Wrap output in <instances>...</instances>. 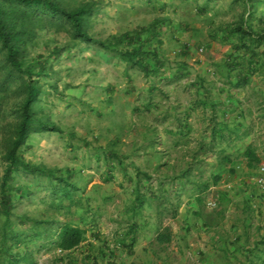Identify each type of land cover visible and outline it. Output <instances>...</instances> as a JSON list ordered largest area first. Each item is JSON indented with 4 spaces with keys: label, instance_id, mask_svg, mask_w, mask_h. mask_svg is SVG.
Returning a JSON list of instances; mask_svg holds the SVG:
<instances>
[{
    "label": "rangeland",
    "instance_id": "obj_1",
    "mask_svg": "<svg viewBox=\"0 0 264 264\" xmlns=\"http://www.w3.org/2000/svg\"><path fill=\"white\" fill-rule=\"evenodd\" d=\"M59 1L69 9L91 4L94 14L87 30L101 41H112L140 28L149 31L155 26L153 30L159 29V35L147 47L159 49L163 65L160 75L153 72L146 75L98 44L73 40L67 23L59 27L47 24L29 46V58L42 56L50 68L47 75L39 78L41 91L33 108L39 117H47L55 129L31 133L20 151L26 161L60 168L64 173L65 169L71 170L70 180L76 184L78 203L73 206L71 216L66 217L60 211L53 217L57 225L72 217L73 223L85 231V240L69 251H62L43 239L34 242L30 251L33 264H111L112 260L105 263L102 257L111 259L121 241L127 243V249L122 250L128 256L141 259L147 256L149 261L148 251L156 254L160 249L152 241L157 228L171 224L178 213L164 206L167 196L162 193L160 181L187 168L186 161L191 157L203 163L196 172H190L189 178L210 182L215 173L221 176L217 182L224 189L239 195L249 191L259 198L256 203H247L237 197L229 207L236 212L233 220L238 213L243 214L245 230L238 241L252 245L255 239L257 246L252 251L260 249L264 243V191L258 183L264 166V66L262 63L260 67L254 66L250 76L247 75L248 83L235 86L238 74H244L239 55L243 51L235 31L240 25L255 31L264 29V0H250V3L246 0ZM157 39H162L159 46ZM191 54L193 64H188L185 58ZM3 77L0 73V85ZM191 79L194 82L187 85L185 81ZM152 83L154 89L149 90ZM173 85L176 89L170 91ZM13 89L14 86L6 92L0 90V157L18 122L17 105L25 96L22 92L12 94ZM205 95L215 98L217 110L199 106L195 112L196 128L183 138L185 151L170 152L174 164L182 160L184 165L168 169L162 139L170 138L177 144L178 137L166 134L164 127L176 124L185 100H198ZM148 103L150 108L146 107ZM225 111L226 118L222 116ZM204 117L210 121L224 118L232 125L235 121L244 122L247 133L216 142L208 151L207 145L213 144L208 139ZM166 119L170 120L164 126ZM157 147L162 150H156ZM248 147L255 149L259 162L249 163ZM216 151H223L221 155L229 157L222 167L205 162L208 155L210 159H218ZM3 168L0 160V182ZM153 179H158L154 197L149 189ZM35 180V176L23 175L16 183L27 182L32 186L37 185ZM228 182L235 184L233 188ZM170 187L176 185L172 182ZM43 188L17 202L13 219L22 215L31 219L47 217L51 199ZM172 192L176 191L170 190L168 197ZM214 200H207L209 207L217 205ZM29 225L19 228L27 229ZM145 241H151L150 248H143ZM43 243L47 245L39 249ZM24 248L22 245L15 253L25 251ZM241 258V264H248L243 255ZM263 259L255 264H264ZM0 264H5L2 256Z\"/></svg>",
    "mask_w": 264,
    "mask_h": 264
},
{
    "label": "trees",
    "instance_id": "obj_2",
    "mask_svg": "<svg viewBox=\"0 0 264 264\" xmlns=\"http://www.w3.org/2000/svg\"><path fill=\"white\" fill-rule=\"evenodd\" d=\"M246 1L250 3V0ZM93 9L91 4L69 9L59 0H0V73L4 75L0 90L6 92L14 86L12 94H25L22 103L17 105L18 122L9 137L7 149L0 157L4 164L0 182V256L4 258L5 264H33L30 252L32 245L42 239L59 246L62 251L73 250L85 240V231L73 223L72 217L58 222L59 225L54 218L55 213L60 211L64 212L66 217L71 216L73 206L78 203L74 191L76 184L70 180L71 170L65 169V174L60 168L26 161L20 151L31 133L55 129V125L47 117H39L33 108L41 91L39 78L50 71L47 59L42 56L29 58V46L35 41L40 30L47 24L59 27L67 23L73 40L98 44L103 50L115 53L127 64L140 68L146 75L150 72L160 75L162 71L163 59L159 49L147 47L153 45L159 35V29L153 30L155 26L149 31L147 28H140L108 42L94 39L87 30L89 20L94 14ZM235 33L239 36V48L243 51L239 53L240 63L244 66V74H238L239 80L235 81V86H241L248 83L247 75L250 76L254 66L260 67V63L264 66V48H260L264 44V29L255 31L240 25L236 27ZM156 43L159 46L162 39H157ZM154 86L152 83L149 90H153ZM150 106L151 103L146 105L148 108ZM211 107L212 110H217L216 102H213ZM225 114L226 111L222 115L224 118ZM224 118L214 122L211 132L212 144L226 141V138L233 135L238 138L243 135L241 123L235 121L232 125ZM246 157L250 164L260 161L259 155L252 147L246 149ZM221 159L223 165L229 162V157L222 156ZM109 168H113L111 164ZM23 175L35 176L37 180L39 178V181L35 180L37 185L16 183ZM212 176L216 182L221 179L220 175L213 173ZM43 185L46 187L43 188ZM40 188H43L51 199L49 208L46 209L47 217L31 219L28 215H22L17 220L13 219L17 202L33 196ZM28 223L30 225L27 229L19 228ZM166 231L157 236L159 242L170 241ZM47 243L40 244L39 249ZM22 245L25 246V251L19 250L21 253H15Z\"/></svg>",
    "mask_w": 264,
    "mask_h": 264
},
{
    "label": "crops",
    "instance_id": "obj_3",
    "mask_svg": "<svg viewBox=\"0 0 264 264\" xmlns=\"http://www.w3.org/2000/svg\"><path fill=\"white\" fill-rule=\"evenodd\" d=\"M191 57L192 54L186 57L185 61L193 64L190 60ZM194 80L195 79H191L185 82L187 85H192L191 83L194 82ZM175 89V85L170 87V91H174ZM213 99L215 98L205 95L198 100L196 98L185 100L182 103L183 107L179 111L181 113L177 114L176 124H174L175 127L170 125L164 127V131L167 132L166 134L172 135V137H178L176 141L177 144H174L170 138L165 137L162 139V141H164V147L167 149L164 151H166L167 154L165 161L168 169H173L176 166L179 167L181 164L184 165V161L182 160H177V164H174L173 161H171L170 152L185 151L184 148H186V146L184 147L183 138L187 135H191L189 132L196 128L195 112L200 105H202V107L212 108V103H217V101ZM204 101H207V103L205 104ZM240 113L243 114L242 109H240ZM168 120L170 119H166L165 121L167 122L164 121L162 124L165 126L169 122ZM197 120H199V117ZM203 120L210 141L212 140L211 132L215 125V120L210 121L208 117H204L202 121ZM244 124L243 122V135L247 133L244 128L246 125ZM172 128L174 131L170 130ZM215 144L216 143L207 145L206 149L210 151L211 146H215ZM156 150L159 151L162 149L159 148ZM216 152H219V156L216 155L218 159L214 157L210 159L208 155L205 157V162L209 165L215 164V166L222 167L224 166L222 164L223 160L221 159L223 151ZM194 158L191 157L186 161L187 164L185 166H187V168L185 167L180 173L174 177H167L165 180L163 178L160 181V185H163L161 186L163 189L162 193L167 196L164 206L169 209L171 208V210L175 209L174 211L178 210V213L175 215V220H173L171 224L166 223L163 228H157V232L153 235L155 239L152 241L158 244L160 248L159 251L156 252V254L155 251H148L147 254H151V259L149 261L147 260V256H145V259L138 258L137 256H128V252L122 250L127 249V243L121 241L116 245L115 253L111 259L107 258V256L102 257L105 263L112 260L111 264H241V257L243 255L244 261L248 264H255V261L264 258V243L262 247L260 245V249L258 248L256 251H252V249L257 246L255 239L252 245L247 243L243 244L241 241H238L242 239L241 235L245 230V226L241 221L243 214L238 213L237 219L233 220L232 217L236 216V212L229 207L231 201H234L237 197H240V200L243 202L246 200L247 203H256L259 198L249 191H245V194L239 195L235 191L226 190L227 188L224 189L213 179L214 176H211V184L209 181L199 182L195 177L189 178L190 172H196V169L201 165L200 163H203V160L198 161L194 160ZM171 172L173 173V171ZM158 179H155L156 181L153 179L149 185L152 197L157 194L156 188L158 187L156 183ZM172 182L176 185L175 188L170 187ZM228 183L231 186L230 188H233L235 185L234 183ZM164 184L167 186H164ZM240 186L242 189H246L244 184ZM170 190H175L176 192H172L171 197H168ZM245 195L246 199L244 198ZM175 198H177L178 201H174ZM262 198L264 200V195ZM213 199L217 202V205L214 203L216 206H214L215 208L213 206H208L209 202L213 201ZM179 200L181 201L180 203ZM207 200H209V202ZM173 202H175L176 205H174ZM250 210L251 209H249V212ZM256 213H258V211H256ZM247 219L246 221H248ZM165 230H167L166 232L170 236V241L159 242L157 236ZM150 244L151 241H145L143 243V248L149 247L148 245ZM132 253L133 251H131L130 255ZM153 258L154 261L152 260ZM262 261L264 262V259Z\"/></svg>",
    "mask_w": 264,
    "mask_h": 264
},
{
    "label": "built area",
    "instance_id": "obj_4",
    "mask_svg": "<svg viewBox=\"0 0 264 264\" xmlns=\"http://www.w3.org/2000/svg\"><path fill=\"white\" fill-rule=\"evenodd\" d=\"M258 183L262 191H264V166L261 167Z\"/></svg>",
    "mask_w": 264,
    "mask_h": 264
}]
</instances>
